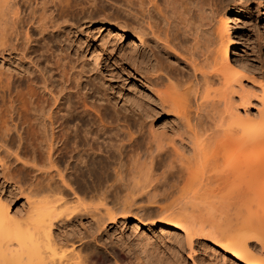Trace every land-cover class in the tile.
<instances>
[{"label":"bare ground","instance_id":"obj_1","mask_svg":"<svg viewBox=\"0 0 264 264\" xmlns=\"http://www.w3.org/2000/svg\"><path fill=\"white\" fill-rule=\"evenodd\" d=\"M213 9L211 0H0V169L29 208L19 218L0 194V264H121L110 203L125 205L123 221L138 204L147 246V228L161 238L173 228L189 252L207 235L227 259L264 264V89L250 127L251 72L235 52L233 12L215 23ZM92 24L137 47L129 58L151 103L118 94L142 113L139 125L109 105L103 86L115 88L114 71L72 44ZM141 202L157 221L140 217ZM138 242L137 264H161Z\"/></svg>","mask_w":264,"mask_h":264},{"label":"rangeland","instance_id":"obj_2","mask_svg":"<svg viewBox=\"0 0 264 264\" xmlns=\"http://www.w3.org/2000/svg\"><path fill=\"white\" fill-rule=\"evenodd\" d=\"M211 1L214 5V9H213L214 19L213 20L216 19L215 23L217 21H220L221 19H224L225 15H227V12L230 9H232L233 15L231 19L234 25L236 26L235 31H237V33L240 36L239 37L240 39L237 38L238 43L235 46V49H236L235 52L237 53V56L239 57V59L241 58V60L244 61L246 65H248V67L250 68V72H251L250 80L244 79L243 86H244L245 92L247 91L251 95L253 94L251 96L252 104L249 106V109H250L249 114L251 113L250 115L252 116L250 117L252 120H254V121L252 120L250 121V127H253L252 125L253 122L257 124L260 121V120L259 121L257 120L259 119V116H260L257 111L260 107L258 104L261 105L260 97L262 96L263 89H264V0H211ZM209 27H207V29ZM105 28L106 26L103 27L100 24L84 25L83 28L79 29L77 31L78 33H76L73 36L72 44L75 49L76 48L78 50L80 49L79 51H81L82 54L85 55V57L88 59L90 58L92 60L94 59V55H97V57H99V60L100 61L102 60L101 66H102V69H104L105 73L107 69H111L114 71L115 78L113 80H114V83L116 84L115 88L109 85L107 86V84L103 86L104 92L110 99L109 105L113 106L114 108H117L116 110H119L122 116L124 114L129 115L130 120L134 125H137V124L139 125L141 120H137V119H140V115H142V113L140 112L139 114L136 115L135 112H139L136 110V107L135 109L131 107L129 108V105L124 102L125 101L124 99L126 98L125 95L118 94L119 93L118 88H122V89L124 88L123 89L124 91H127L135 95L137 100L141 101V103L143 104L151 103L150 102L151 96L147 94L145 90L143 89V85L139 79V76L134 70V66L136 65V62L135 60H132L131 58H129L132 54L135 53V50H137V47L135 44L131 42V39L128 38L126 35H124L122 32H120V34L118 35L117 31L114 28H112L110 31L109 29L105 30ZM215 29H216L215 26L213 28L210 27L208 30V34L210 35L212 32L214 33ZM213 33H212L213 37H210V38L212 40H216V38H214ZM214 34H216L215 36L217 37V32ZM92 61L94 62L95 60H92ZM99 81L103 82V80H99ZM220 86H218V88ZM245 87H247V89ZM257 94L259 97H257ZM234 97H235L234 101L236 102V105L238 104L240 112L243 113V115H245L243 108L240 106L241 104L240 103L241 101L240 92L235 93ZM111 106H110V109L113 114L114 109ZM133 113L136 116H134ZM242 117H245V116H242ZM168 121L169 119L162 117L159 119L157 123L163 124V122H168ZM261 152L262 151L258 150L256 154L257 153L260 154ZM18 190H17L16 185H13L11 182H6L4 180L1 174V169H0V194L6 199L8 198L10 199L12 213L19 216V218L25 219L26 213L29 209L28 203H27L25 194L21 193L22 194L21 195ZM255 200L256 199L254 198V202ZM86 203L84 204L85 206H87ZM88 203H90L88 204L89 206L90 205L92 206L91 209L95 206L92 209V211L96 213H100L104 211L102 204H100L98 201L97 203L92 202V201H89ZM117 204L118 203H110L109 208L113 211L115 215H117V217L120 218L119 223L116 226L110 227L108 229L109 231L108 236H109L110 242H112L113 245L116 244L114 246L118 247L117 245H119L118 247V249L120 248L119 250L123 248L121 250V253L123 256L122 262H124L125 260L124 262L125 264H130L131 262H132L131 264H135V263L137 264V257L136 255H134L133 249H135V244L138 241H139L138 243H139V247L141 251L144 250L143 252H146V253L155 252V255H157L158 258L160 256L159 260L161 259L160 260L161 264H234V263L240 264L237 261L229 257L227 259L226 252L215 247L213 243L208 242V245H205L204 240L207 239L206 238L207 235H204V236L199 235L198 237H196L195 242L192 245L194 250L189 252L190 248L189 246H186L188 245L187 241L183 238L184 233L178 229H173V228L168 229L170 231L164 234V236L162 235L163 236L162 238L159 237L161 233L159 227L155 228L156 231L151 228H147L146 233L149 235V237H151V240L149 243V245L151 246L149 245L147 246L144 244L146 242L142 240L143 235H141V232L144 230V228H141L135 225L137 224V222L136 221L134 222L133 220L139 217V215L137 216L136 213L134 212L136 210L138 212V208H137L138 204H137V207H133L135 209L132 208L133 213L135 214L131 212L133 216L130 219H127L124 221L121 217L125 215V212H126V210H124L125 205L122 203V206H123L122 208L121 203H120V206ZM141 204L142 206L145 205L146 209L143 211L142 214H140V217H147V218L149 217V219H152V220H154L155 218V220L157 221L159 217L158 215L159 210L156 207H151L149 204H146V203L144 204V202H141L139 205ZM149 206L150 208L148 209ZM96 207L97 209L99 208L97 211L95 209ZM228 211L230 210L228 209ZM231 211H230L231 213L229 214H232V213L234 214L235 209L234 210L232 209ZM225 218L226 219H224L223 223L225 224L229 223L228 221L230 220H228V218L231 219V217H225ZM232 218L235 219L233 215H232ZM233 219H231L230 222H234ZM216 222H220V220L219 221L216 220ZM223 223L221 220L220 224L223 225ZM139 234H140V237H139ZM136 239H138V241ZM88 240L91 241V239H88ZM254 243L256 247L255 252H257L255 253V255L257 254L260 255L258 253L260 249L258 248H261V245L259 242H254ZM257 257L260 259L264 258L263 255L262 257L261 256H257ZM122 262L120 261L121 264ZM109 263L119 264V262L117 263L116 261L113 260V258H110Z\"/></svg>","mask_w":264,"mask_h":264}]
</instances>
